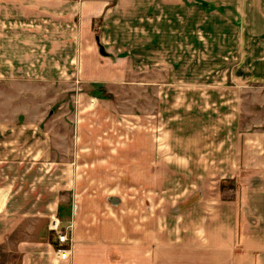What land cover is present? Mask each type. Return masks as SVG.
Returning a JSON list of instances; mask_svg holds the SVG:
<instances>
[{"label":"crops","instance_id":"obj_1","mask_svg":"<svg viewBox=\"0 0 264 264\" xmlns=\"http://www.w3.org/2000/svg\"><path fill=\"white\" fill-rule=\"evenodd\" d=\"M141 41L153 64L182 63L174 57L183 49L203 64L205 50L223 45L250 50L243 64L262 68L264 0H0V246L16 264H264V124H220L213 108L205 123L193 118L198 110L182 111L180 124L149 137L147 154H131L135 191L183 192L197 214L186 211V225L166 237L176 243L164 247L155 201L144 211L79 195L71 157L54 151L58 83L118 79L113 66L131 64ZM244 91V112L264 118V91L259 108ZM52 221L67 230L66 258L55 253Z\"/></svg>","mask_w":264,"mask_h":264},{"label":"rangeland","instance_id":"obj_2","mask_svg":"<svg viewBox=\"0 0 264 264\" xmlns=\"http://www.w3.org/2000/svg\"><path fill=\"white\" fill-rule=\"evenodd\" d=\"M148 35L142 33L141 37L147 38ZM148 45V41L140 42L141 48L133 50L131 64L113 66L119 74L118 79L92 84L82 81L80 75L74 74L71 81H60L59 108L55 107L58 121L53 125L52 132L59 137L60 143L54 151L60 149L58 152L61 151V157H71L76 186L82 189L79 195L102 196L108 207L116 206L117 201L128 207L135 202L144 211L155 201V210L150 211L155 215L156 244L157 247L160 244L164 247V243H168V246L176 243L174 236L171 240L166 237L179 232L174 231V228L186 225V211L193 212L189 214L193 221L197 214L192 209L186 210L188 203L180 201L186 195L183 192L153 194L148 193L141 184V190L135 191L132 185L137 183H133L131 154L136 148L141 155L147 154L149 137L152 140L154 135L158 137L165 124H180L182 111L198 110L199 117L193 118L205 123L209 120L207 112L213 108L220 109L219 114L214 113L215 121L220 124L232 122L233 119L236 124H264V118H258L259 112L253 115L244 112L245 89L255 93L253 104L260 107L259 93L264 91V80H261L259 74L264 66L261 68L259 65H244V56L250 50L236 48L234 53L233 49L223 45L205 50L207 55L203 64L188 62L191 59L185 58V49L178 50L180 53L177 56L181 55L182 58L174 57L183 61L182 63L153 64L151 61L154 59L148 58L152 56ZM255 51L257 53L254 54H261V49ZM209 54L213 55L208 56ZM232 55L234 59L228 60L227 57ZM246 73L254 74L250 77L245 76ZM198 90H204L205 95L197 97L195 93ZM210 92H214L215 96L209 95ZM230 106H233L234 111ZM246 115L248 119L245 121ZM46 125L44 124L45 127ZM42 126L43 124L41 128ZM115 179L117 180L114 181ZM116 186L121 191L116 192ZM104 187L115 190H105ZM204 194L209 200L210 193ZM192 196L194 199L196 194ZM165 201L168 204L171 202V208H161ZM197 211L199 216V209ZM204 211L208 212L210 208ZM193 223L195 227L196 222ZM174 260L175 258L170 264H174ZM16 262V255L11 256L4 250V246H0V264Z\"/></svg>","mask_w":264,"mask_h":264},{"label":"built area","instance_id":"obj_3","mask_svg":"<svg viewBox=\"0 0 264 264\" xmlns=\"http://www.w3.org/2000/svg\"><path fill=\"white\" fill-rule=\"evenodd\" d=\"M50 229L54 231L55 253L59 258H66L69 255L70 238L67 230L58 229L56 222H50Z\"/></svg>","mask_w":264,"mask_h":264}]
</instances>
